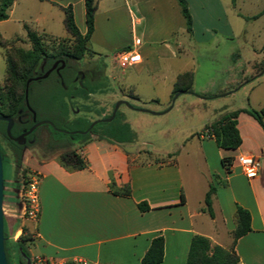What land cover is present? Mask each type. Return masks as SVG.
<instances>
[{
	"label": "crops",
	"instance_id": "0c3cea01",
	"mask_svg": "<svg viewBox=\"0 0 264 264\" xmlns=\"http://www.w3.org/2000/svg\"><path fill=\"white\" fill-rule=\"evenodd\" d=\"M38 2L34 24L41 32L31 30L53 39L69 38L63 10L71 7L78 31L85 34L84 0ZM16 4L17 0L8 19L1 21L0 26L12 20ZM27 17L17 23L27 25L32 15ZM55 20L64 30L62 36L52 32ZM183 30H186V22L177 0H96L89 46L94 54L93 49L99 53L128 49L138 52L140 63L127 68L132 69L136 79H142L144 86L152 88L159 78L172 79L173 76L170 78L163 73L160 63L179 58V43L171 44L168 39L174 41ZM126 33L128 40L123 38ZM0 35L3 34L0 32ZM136 40L138 45H134ZM185 72L189 71L182 73ZM180 74H176L174 82ZM237 83L233 80L226 82V88L198 92L195 97L198 103L211 109L204 115V128L222 115L224 108H215L216 100L226 102L233 93L229 88ZM124 86L132 96L118 98L123 100L119 102L126 105V99L136 101L134 107L139 109H128V112H136L138 116L156 115L140 105L143 102L158 103L155 94L144 96L138 90V84L131 82ZM183 94L189 95L178 93L174 98ZM109 99L112 97L104 98ZM237 129L242 143L235 151L220 150L213 139L199 134L193 147L184 149L185 142L175 152H165L168 158H149L145 164L136 159L142 151L154 156L149 151L127 149L132 145L95 137L87 144L73 146L87 164L80 171L68 172L60 166L57 159L60 153L41 159L26 155L25 168L39 180L38 215L36 220L25 219L18 192L11 188L8 192L3 191V201L7 199L17 212L15 219L10 221L19 224L10 234L12 242H17L13 240L17 232L21 234L25 230L24 235L29 241L20 245L26 249L24 253L28 260L44 258L65 264H142L151 241L161 236L164 246L160 264H186L190 242L195 235L207 238L211 246L231 247L235 211L239 206L250 214L251 231L235 243L238 264H264V131L246 113L238 115ZM243 154L259 160L254 179H247L235 163V157ZM224 157L233 158L229 173L221 165ZM211 184L216 188L211 197L212 216L204 204ZM126 187L130 190L129 197L119 194ZM142 202L147 203L149 211L141 213L138 210L137 205Z\"/></svg>",
	"mask_w": 264,
	"mask_h": 264
},
{
	"label": "rangeland",
	"instance_id": "374dc122",
	"mask_svg": "<svg viewBox=\"0 0 264 264\" xmlns=\"http://www.w3.org/2000/svg\"><path fill=\"white\" fill-rule=\"evenodd\" d=\"M186 1L192 18V34L183 30L174 41L168 39L171 44L179 43L181 53H178L180 56L177 60H165L160 63L163 73L166 72L170 78L173 76L171 80L159 78L157 82H153L152 88L144 86L142 79L134 77L131 68H121L116 64L115 55L118 50L99 53L93 49L94 56H84L80 61H43L32 78L36 80H33L35 83L29 90V102L33 110L30 109L26 97V106L33 116V122H36V119L43 122L52 121L61 130L70 132L90 122L92 124L104 121L106 117H111L116 103L123 101L118 98L132 96L124 85L128 82L138 84V90L144 96L155 94L159 99L158 103L140 104L143 108H148L147 112L156 115L138 116L136 112H128V109H139L134 107L136 101L126 99V105H121L117 110L119 116L116 122L128 125L135 135V142L131 143V147L127 146V149L140 148L154 155L142 151L136 162L139 160L140 164H145L149 158L165 159V152L171 154L185 142L184 149L197 143L198 135L204 130V115L211 111L195 98L203 89H223L226 88V82L235 80L238 83L229 88V91L233 90L230 98L226 102L216 100L215 108L223 107L222 114L238 110L264 109V0H236L235 3L231 0ZM38 5V0H17L12 20L0 26V32L3 34L1 36L12 42L15 48L30 49L23 23H17L18 20H24L31 14L32 20L26 24L30 29L41 32L34 24L39 11ZM52 26L53 34L62 36L64 30L61 24L55 20ZM125 37L128 40L127 33L123 38ZM52 42L53 38L48 36L47 45L50 46ZM5 68L3 50L0 47V87L4 84ZM184 71L193 75L192 92L176 99L175 96L171 98L174 78L176 74ZM45 75L47 76L44 77ZM51 96L54 99L49 101ZM105 97L112 99L104 100ZM41 127L32 137L27 139L28 135L21 144L16 143L18 147L0 140V154L1 151L4 154V157L1 156L3 191L14 189L19 194L20 202L22 174H32L23 164L25 156L41 159L62 152L58 148L48 147L50 129L44 125ZM16 129L18 130V127ZM54 138L69 144L64 135H56ZM74 142L77 145V141ZM18 153L19 166L14 158ZM15 215V206L9 205L7 199H4V241L6 246L12 244L11 250L6 251V256L12 260L18 250L10 235L19 226L18 223L10 222L15 219ZM23 217L28 219L25 215ZM20 244L18 240V246L22 247ZM23 252H26L25 248Z\"/></svg>",
	"mask_w": 264,
	"mask_h": 264
},
{
	"label": "trees",
	"instance_id": "16d2710c",
	"mask_svg": "<svg viewBox=\"0 0 264 264\" xmlns=\"http://www.w3.org/2000/svg\"><path fill=\"white\" fill-rule=\"evenodd\" d=\"M15 0H0V22L8 19L9 11ZM43 1V0H40ZM235 3L236 0H231ZM183 18L186 22V31L188 34H192V18L188 9L186 0H177ZM96 11V0H84V18L86 32L84 35L80 34L78 28L75 25L74 17L71 7H67L64 12V27L69 34L67 39H53L52 44L49 46L46 43L47 35L38 34L31 30L27 25H24L26 40L30 43V49L24 50L21 48H15L12 42L4 39L0 35V47L3 50V57L5 61V77L4 84L0 87V116L14 120V126L11 130L13 137L19 136L24 130L30 129L35 123L42 120L36 119L33 122V116L27 109L25 92L26 84L29 79L35 77V73L38 71L43 61H56L58 59L80 61L84 56H93L89 46V40L93 32L94 14ZM35 82H31L28 86L27 100L30 109L33 108L29 102V90ZM193 85V75L191 72H185L176 78L171 98L178 93H191ZM69 87V86H67ZM66 87V88H67ZM54 99L53 96L48 98ZM51 103V102H50ZM240 113H246L252 117L258 125L264 131V109L259 111L255 110H238L234 112H228L220 115V117L205 126L202 134L206 131L207 138L213 139L217 148L224 151H235L242 143L241 137L237 129V118ZM66 111L64 114V120ZM118 111L115 113L114 118L110 122L100 121L96 123L91 130L86 134L83 133L88 130L91 125L87 123L84 127L70 132L61 130L54 122L50 121L54 128L44 125L49 128V145L52 149L58 148L62 152L58 155V163L68 172L80 171L87 167L86 162L82 156L78 153L77 149H74V141H77L78 145H84L92 140L95 136L98 140H105L116 144H131L134 143L136 138L134 133L130 130L125 123L118 124L117 117ZM110 116L106 117V119ZM43 126V125H42ZM18 127V130L16 129ZM40 128L38 127L28 137H32ZM63 131V132H60ZM56 135H64L69 140V144L66 141L55 139ZM0 140L9 142L10 145L18 147L16 143L11 141L6 135V122L0 121ZM61 142V144H59ZM1 156L4 157L1 151ZM17 166H19L20 154L15 157ZM233 163V158L224 157L221 159V165L226 173L230 172V168ZM27 173L23 172L22 176L26 177ZM224 184V183H220ZM216 188L214 185H210V189L207 192L204 204L205 210L210 216L211 213V197L215 194ZM119 194L125 197L130 196L129 187ZM183 201V199H182ZM138 210L141 213L150 210L146 202L139 203L137 205ZM235 228L231 232L232 245L229 249H224L219 246H211L210 241L202 236L195 235L191 239L189 251L187 255L186 264H238L239 259L234 251L236 241L248 234L251 231L250 227V214L247 210L236 206L235 211ZM19 237V242L26 243L29 241L28 237L24 235ZM18 243V241H17ZM11 243L8 246L5 245V252L10 249ZM18 246V245H17ZM163 246L164 240L161 236L154 238L150 246L143 256L142 264H160L163 260ZM23 252V248L19 250Z\"/></svg>",
	"mask_w": 264,
	"mask_h": 264
},
{
	"label": "built area",
	"instance_id": "2783aa9c",
	"mask_svg": "<svg viewBox=\"0 0 264 264\" xmlns=\"http://www.w3.org/2000/svg\"><path fill=\"white\" fill-rule=\"evenodd\" d=\"M139 41L136 40L134 45H138ZM115 60L118 65L122 68L131 67L140 63V55L138 52L132 49L120 51L115 55ZM207 132H204L206 136ZM235 163L240 168L241 172L247 179H254L259 170V160L257 157L252 155H239L235 158ZM38 178L32 174L22 177L21 185V199L24 205V215L30 220H36L38 215ZM19 232L13 236L14 241H18ZM30 264H65V263H56L49 259L44 258H31ZM85 264V263H82Z\"/></svg>",
	"mask_w": 264,
	"mask_h": 264
},
{
	"label": "water",
	"instance_id": "95a60500",
	"mask_svg": "<svg viewBox=\"0 0 264 264\" xmlns=\"http://www.w3.org/2000/svg\"><path fill=\"white\" fill-rule=\"evenodd\" d=\"M46 76L47 75H45L44 77H46ZM33 80H36V79H29L27 81L26 88L29 85V83ZM26 97H27V90L25 93V99H26ZM121 104H123V103L119 102L115 105V108H114V111H113L111 117L104 120V122H110L114 118L115 113L117 112V110ZM0 121L6 122V135H7V137L11 141H13L14 143H18V144H21L28 135L33 133L38 127H40L42 125L46 124L49 127L54 128L52 123L42 121V122L35 123L30 129L24 130L19 136L12 137L11 136V128L13 126V120L0 116ZM98 122H100V121H96V122L92 123L87 131H85L83 133L78 132V134H86ZM60 132H63V131H60ZM2 205H3V175H2V162H1V154H0V264H7V259H6V255H5V249H4V217H3Z\"/></svg>",
	"mask_w": 264,
	"mask_h": 264
},
{
	"label": "flooded vegetation",
	"instance_id": "af4514ba",
	"mask_svg": "<svg viewBox=\"0 0 264 264\" xmlns=\"http://www.w3.org/2000/svg\"><path fill=\"white\" fill-rule=\"evenodd\" d=\"M15 245L17 246L18 243L16 242ZM4 249H5V241H4ZM17 249L18 250L15 254L14 260L6 256L7 264H30V260H28L27 257L24 254H21V252L19 251L20 250L19 246H17ZM5 255H6V252H5Z\"/></svg>",
	"mask_w": 264,
	"mask_h": 264
}]
</instances>
